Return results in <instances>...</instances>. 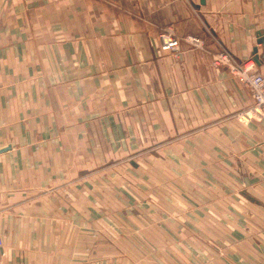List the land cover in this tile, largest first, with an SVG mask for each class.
<instances>
[{
    "label": "crops",
    "instance_id": "0c3cea01",
    "mask_svg": "<svg viewBox=\"0 0 264 264\" xmlns=\"http://www.w3.org/2000/svg\"><path fill=\"white\" fill-rule=\"evenodd\" d=\"M165 28L182 39L178 57L160 55ZM259 32L264 0H0V264H93L75 240L78 197L64 209L61 184L139 151L198 189L194 208L215 229L199 253L264 264V119L242 117L250 89L211 65L217 51L242 60L257 47L264 72ZM133 162L135 174L146 165ZM183 180L167 187L186 188L191 235Z\"/></svg>",
    "mask_w": 264,
    "mask_h": 264
},
{
    "label": "rangeland",
    "instance_id": "374dc122",
    "mask_svg": "<svg viewBox=\"0 0 264 264\" xmlns=\"http://www.w3.org/2000/svg\"><path fill=\"white\" fill-rule=\"evenodd\" d=\"M161 32L160 55L169 52L178 57L179 52L176 51L181 37L173 34L175 44L171 46L173 48H168L160 38ZM185 39L195 44L189 37ZM222 51L227 50L212 53L211 65L226 67L229 73L238 79L227 66L213 64V56ZM254 62L256 70L262 72L258 63ZM139 152L105 159L95 164L93 170L86 173L85 177L73 182L65 180L61 184L64 209L70 207L71 196L77 195L79 200L76 205L78 235L75 240L80 249L89 246L88 254L80 252L79 256L87 258L93 264H217V261L225 256L223 247H218L216 251L208 248L207 252L199 253L202 248L214 247L215 229L213 221L202 220L206 219L204 215L199 217L198 212L202 210L198 203L194 208L192 200L197 201L198 189H194L192 183L186 182L188 174L178 172L174 173L176 175L174 176L165 168L164 171L157 173L153 170L155 165L151 161L146 164L145 159L150 154ZM133 161L146 165L140 166L141 170L135 174ZM169 179L174 182L177 179L181 181L184 179L183 182L187 185L191 184L192 188L188 186L187 197L190 198L191 207L194 209L185 208L189 216L187 223L192 226L191 235L182 229V220L178 215V207L183 206L185 201L186 188L182 186L168 188ZM193 179L190 178L192 181ZM85 180L90 181L89 187ZM241 186H244V183L240 182ZM204 187L209 193L220 190L215 181L208 179L204 182ZM240 187L233 191H238ZM131 197H134V201ZM154 197H164V201L157 202ZM86 200L89 203H86ZM208 214L214 218L211 213ZM63 218L64 224L67 225L70 215L64 211ZM0 236L2 237L1 232ZM191 238L192 241L187 243ZM65 239L64 234L63 242ZM72 240L74 243V235ZM240 264L248 263L244 260Z\"/></svg>",
    "mask_w": 264,
    "mask_h": 264
},
{
    "label": "built area",
    "instance_id": "2783aa9c",
    "mask_svg": "<svg viewBox=\"0 0 264 264\" xmlns=\"http://www.w3.org/2000/svg\"><path fill=\"white\" fill-rule=\"evenodd\" d=\"M160 38L164 46H168V48L175 44L171 28H165ZM189 40L195 42L196 45L201 43L196 37H189ZM254 61V57L236 60L228 51H222L213 56L214 65L227 66L251 90L254 103L242 116L245 120L264 119V73L256 70ZM1 243L2 237L0 236Z\"/></svg>",
    "mask_w": 264,
    "mask_h": 264
},
{
    "label": "water",
    "instance_id": "95a60500",
    "mask_svg": "<svg viewBox=\"0 0 264 264\" xmlns=\"http://www.w3.org/2000/svg\"><path fill=\"white\" fill-rule=\"evenodd\" d=\"M202 3L204 2V0H201ZM258 43H261L264 45V35L262 32L258 33ZM253 55H254V59L258 64H261V59H260V55L258 54V48L254 47L253 49Z\"/></svg>",
    "mask_w": 264,
    "mask_h": 264
}]
</instances>
